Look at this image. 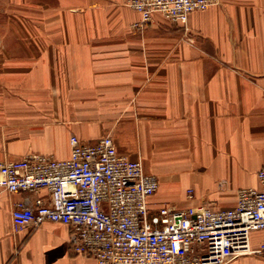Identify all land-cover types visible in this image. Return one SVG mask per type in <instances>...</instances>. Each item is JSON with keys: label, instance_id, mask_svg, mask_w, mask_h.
Returning <instances> with one entry per match:
<instances>
[{"label": "crops", "instance_id": "crops-1", "mask_svg": "<svg viewBox=\"0 0 264 264\" xmlns=\"http://www.w3.org/2000/svg\"><path fill=\"white\" fill-rule=\"evenodd\" d=\"M139 23L127 0H0V163L67 160L72 137L111 136L159 179L152 214L234 209L264 167V0H219L186 26ZM48 197L3 195L0 264H98L75 253L66 225L15 231L14 204ZM262 241L252 234L254 250Z\"/></svg>", "mask_w": 264, "mask_h": 264}, {"label": "built area", "instance_id": "built-area-1", "mask_svg": "<svg viewBox=\"0 0 264 264\" xmlns=\"http://www.w3.org/2000/svg\"><path fill=\"white\" fill-rule=\"evenodd\" d=\"M218 4L219 0H127L141 16L135 25L139 28L155 16L186 26L191 14ZM70 143L67 160L34 154L0 163V200L5 194L49 192L35 204L27 199L14 204L16 232L46 222L66 225L72 229L75 253L98 264H227L238 257L264 256V167L257 174L260 188L240 190L234 209L163 207L152 214L149 200L160 182L141 160L120 154L111 136L95 144L74 136ZM255 232L263 233L256 250Z\"/></svg>", "mask_w": 264, "mask_h": 264}]
</instances>
